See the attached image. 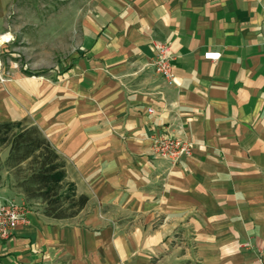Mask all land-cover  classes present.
<instances>
[{
	"label": "crops",
	"instance_id": "obj_1",
	"mask_svg": "<svg viewBox=\"0 0 264 264\" xmlns=\"http://www.w3.org/2000/svg\"><path fill=\"white\" fill-rule=\"evenodd\" d=\"M78 23L66 67L2 72L0 121L36 125L88 200L47 216L0 165V200L29 208L0 238V264H261L264 0H94ZM156 41L170 45L172 85L152 64ZM160 135L191 154L161 158Z\"/></svg>",
	"mask_w": 264,
	"mask_h": 264
},
{
	"label": "rangeland",
	"instance_id": "obj_2",
	"mask_svg": "<svg viewBox=\"0 0 264 264\" xmlns=\"http://www.w3.org/2000/svg\"><path fill=\"white\" fill-rule=\"evenodd\" d=\"M94 0H12L0 32V71L11 65L49 74L69 65L79 48V19ZM8 147H0V165ZM9 150V149H8ZM67 181V180H66ZM30 205L34 201H28Z\"/></svg>",
	"mask_w": 264,
	"mask_h": 264
},
{
	"label": "trees",
	"instance_id": "obj_3",
	"mask_svg": "<svg viewBox=\"0 0 264 264\" xmlns=\"http://www.w3.org/2000/svg\"><path fill=\"white\" fill-rule=\"evenodd\" d=\"M0 147L9 149L3 164L12 169L15 186L27 201H39L47 216L69 218L86 204L88 197L66 181L65 161L36 125L25 119L0 121Z\"/></svg>",
	"mask_w": 264,
	"mask_h": 264
},
{
	"label": "built area",
	"instance_id": "obj_4",
	"mask_svg": "<svg viewBox=\"0 0 264 264\" xmlns=\"http://www.w3.org/2000/svg\"><path fill=\"white\" fill-rule=\"evenodd\" d=\"M7 42V41H1ZM0 42V43H1ZM155 58L153 66L155 70L162 75L166 84L172 85L176 83V78L172 69V52L169 43L156 41ZM221 52L217 50L206 51L203 57L208 60H218ZM0 71V81H3ZM151 111V109H149ZM152 148L155 153L163 159L175 162L183 156L191 154V142L183 136L160 135L154 137ZM29 208L24 202L17 201L13 198L0 200V238H8L12 235L14 229L22 223L28 221L27 214ZM259 261L264 264V260L260 257Z\"/></svg>",
	"mask_w": 264,
	"mask_h": 264
}]
</instances>
